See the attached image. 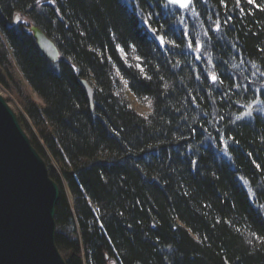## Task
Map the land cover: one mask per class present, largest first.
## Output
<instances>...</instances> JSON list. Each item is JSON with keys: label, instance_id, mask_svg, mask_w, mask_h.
<instances>
[{"label": "trees", "instance_id": "1", "mask_svg": "<svg viewBox=\"0 0 264 264\" xmlns=\"http://www.w3.org/2000/svg\"><path fill=\"white\" fill-rule=\"evenodd\" d=\"M225 2L233 9L235 0ZM257 3L264 6V0ZM240 7L244 13L239 8L225 11L219 0H207L192 12L179 10L172 20L170 10L161 17L152 15L161 12L154 0H57L43 8L34 0H0V87L15 101L22 127L60 187L56 241L67 264H264V245L253 236L264 233V192L258 193L259 199L249 194L250 187L255 192L264 186V123L259 118L237 121L242 126L231 135L240 142L227 154L215 140H205L201 147L197 128L198 169H190L176 125L182 123L181 112L189 123L201 111L211 113L212 120V102L187 68L179 78L170 76L164 63L170 54L158 47L145 26L153 32L160 29L155 34L165 36L168 48L167 42L176 37L166 30L176 32L175 21L186 16L185 30L190 32L191 18L199 13L198 41L185 37L199 47L208 27L205 12L221 22L231 15L222 33H209L212 47L205 55L212 61L209 69L215 64L218 75L236 73L239 79L252 71L250 61L260 65L264 56L259 52L264 48V11L245 0ZM23 19L53 40L61 53L59 64L39 50ZM109 30L121 47L128 42L124 53L114 48ZM176 43L185 47L178 39ZM173 59L183 64L186 58ZM136 63H142L151 80L128 67ZM152 65H158V74ZM225 76L221 79L226 87ZM81 79L93 87L94 110ZM165 83L167 93L175 87L174 94H166ZM186 94L196 99L189 104ZM132 97L148 109L145 115L135 109ZM213 99L219 108V93ZM233 99V107L221 109L225 120L229 110L239 115L249 98ZM205 127L214 137L212 124ZM240 176L249 181L247 186Z\"/></svg>", "mask_w": 264, "mask_h": 264}, {"label": "snow or ice", "instance_id": "2", "mask_svg": "<svg viewBox=\"0 0 264 264\" xmlns=\"http://www.w3.org/2000/svg\"><path fill=\"white\" fill-rule=\"evenodd\" d=\"M56 2L57 0H34V4L41 8H43L45 4H55ZM197 3L206 6L207 0H154V7H160L161 12H153L152 15L155 17H161L164 10H170L173 13L172 20H174L176 13H178L180 9H184L186 10V12H192L194 11ZM219 4L223 6L225 11H232L235 10V8H239V12L244 13V8L240 7V0H235V5L231 10L228 9V4L225 2V0H219ZM245 4L255 5L256 8L264 11V6H262L260 3H257V0H245ZM56 11H59V9H56ZM205 15L207 17L208 27L203 32V44L199 45V47H193L192 43L197 42L199 39V37L197 36L199 28L196 24V19L199 16V13H197L196 16L191 18L190 32L185 30V25L186 23H188L186 16H181L178 20L175 21L177 25L176 32H169L166 30V34L175 35L176 39L168 41L167 43L169 44V47L164 49L165 53L170 54L166 56L164 61L170 76L179 78L180 73L183 72L185 68H187L191 72L192 78L197 81L196 87L202 90L206 89V95L208 99L211 100L212 109L215 113V116L212 117V120H209L208 117L212 114L206 111H201L200 115L195 118L194 123H189V116L185 115L183 112L180 113V119L182 120V123L176 125V130L180 132V139L185 140L184 148L186 159L190 169H198V160L194 159V157L198 158L200 155L199 149L196 147L197 128H199L200 136L202 137L200 139L201 147L203 146L205 140H215L218 145V150H221L219 148V145L223 143L222 151L224 152V154H227V151L231 148L232 144H239L240 142L239 139H237V136L231 135L233 131H236L238 127L242 126L237 125V121L259 118L261 122L264 123V71H261V67H264V56L259 57V59L262 61V64L260 65L250 61L249 64L252 71H250L248 75L241 74L239 79L235 78V76L237 75L236 73H231L225 76L224 72H220L218 75L217 65L215 64H213L212 68L209 69L207 65L212 64V61L210 58H206L205 55L212 47V37L209 35V33H222L223 25H229L232 21V16L225 15L221 22V20H214L212 18L213 14H209L207 11L205 12ZM214 15L219 17L220 13L215 12ZM172 20H168L166 21V23L171 24ZM153 23H159V20H154ZM158 31H160V29L154 30V32ZM80 35L83 36L84 33L81 32ZM189 36L191 37L192 42H189L185 39V37ZM109 38L113 42L114 48L120 53H124L125 48L129 47L127 41L124 42L123 47H121L119 43H115L117 35L111 30H109ZM218 38L220 37L218 36ZM158 39V47L165 44V36L161 35L158 37ZM177 39L180 40L181 43L185 45V47L181 48V44L176 43ZM93 51H95V49H93ZM259 52L264 53V48H259ZM197 53L199 54L197 55ZM177 55L184 56L186 58L183 64H181L179 60L174 61L173 58ZM188 55H191V61L187 59ZM135 59L137 61H141V57L139 56H137ZM217 59L218 61H220V63L226 65L227 62L223 61L222 57H217ZM196 61H199L200 63L196 64ZM148 63L151 64V61H148ZM241 63H244V61L241 60ZM128 67L132 69H138L139 71L137 75L143 76L144 79H152V77L145 72L142 63L128 65ZM152 70L154 74H158V65H152ZM221 76H225V78L229 81L226 87L224 86V82L221 79ZM249 76L255 77L256 79L251 80L249 79ZM163 79L164 78L162 75H158V80L163 81ZM179 82L183 84L182 78L179 80ZM124 83H127V81H124ZM163 87L166 90V94L172 95L175 93V87L172 88L171 93H167L168 85L166 83L163 85ZM99 91L102 92L103 90L100 89ZM185 93H187L186 87ZM214 93H219L221 101L219 108L216 107V101L215 99H213ZM241 95L248 97V102L241 105L240 109H238V111L240 112L239 115L234 116V114L229 110L227 112L228 119L225 120V115L223 114L221 109H230L231 107H233L237 103V101L234 100L233 97H238ZM184 99L189 104H191L196 98L192 97L190 94H186L184 95ZM199 107L200 106L197 105V108ZM174 111L180 110L177 108L174 109ZM201 120H203V123H200ZM167 123L171 125L172 121L169 120L167 121ZM208 124H212L213 130L215 132L214 137L210 132H208L207 128L205 127V125ZM216 124H219L220 127H216ZM181 129H183V131H181ZM238 134L239 133L237 132V135ZM229 141L231 143H229ZM260 141L261 143H264V133L261 134ZM248 155L251 156L252 153L249 152ZM253 163H255V161H253ZM255 167L257 169H260V164H255ZM210 175L213 179H219L216 176L215 172L210 171ZM239 179L245 186L249 184V181L245 180L243 176H240ZM260 192H264V186L256 189L255 192L251 187L249 188V194L257 195V199H259L258 193ZM183 194L187 195L188 192L185 190ZM260 206L264 207V204ZM233 207H235V205H233ZM153 227H155V224H153ZM253 236L255 241H258L261 245H264V233H261L260 235H256L255 233H253ZM196 239L199 243H203V241L200 240L199 237H197ZM204 239L206 240L207 237H205ZM248 243L252 244L254 243V241L249 240Z\"/></svg>", "mask_w": 264, "mask_h": 264}, {"label": "water", "instance_id": "3", "mask_svg": "<svg viewBox=\"0 0 264 264\" xmlns=\"http://www.w3.org/2000/svg\"><path fill=\"white\" fill-rule=\"evenodd\" d=\"M145 26L159 45V36ZM26 31L44 56L59 64L61 53L53 40L37 26ZM159 48L163 51L166 42ZM80 84L94 110L92 86L85 79ZM60 196L46 161L0 94V264H67L56 241Z\"/></svg>", "mask_w": 264, "mask_h": 264}, {"label": "rangeland", "instance_id": "4", "mask_svg": "<svg viewBox=\"0 0 264 264\" xmlns=\"http://www.w3.org/2000/svg\"><path fill=\"white\" fill-rule=\"evenodd\" d=\"M23 21L27 24V25H31V23L27 20V19H23ZM0 94L7 100V99H11L12 98L9 96V94L4 91L1 87H0ZM132 101L134 103V107L135 109L142 115H145L148 112V109L146 107H142L141 105H139L136 100L134 99V97H132ZM9 105L11 106V108L15 111V113H18L16 105H15V101H10ZM18 106V105H17ZM19 111H21V108L18 106Z\"/></svg>", "mask_w": 264, "mask_h": 264}, {"label": "bare ground", "instance_id": "5", "mask_svg": "<svg viewBox=\"0 0 264 264\" xmlns=\"http://www.w3.org/2000/svg\"><path fill=\"white\" fill-rule=\"evenodd\" d=\"M89 84V83H88ZM90 85V84H89ZM93 88V87H92ZM93 92H94V90H93ZM93 98H94V96H93Z\"/></svg>", "mask_w": 264, "mask_h": 264}]
</instances>
